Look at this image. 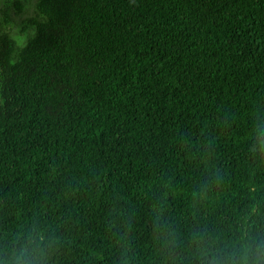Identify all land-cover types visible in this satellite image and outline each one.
<instances>
[{
	"label": "trees",
	"instance_id": "trees-1",
	"mask_svg": "<svg viewBox=\"0 0 264 264\" xmlns=\"http://www.w3.org/2000/svg\"><path fill=\"white\" fill-rule=\"evenodd\" d=\"M25 1L0 4V264H264V0Z\"/></svg>",
	"mask_w": 264,
	"mask_h": 264
},
{
	"label": "rangeland",
	"instance_id": "rangeland-1",
	"mask_svg": "<svg viewBox=\"0 0 264 264\" xmlns=\"http://www.w3.org/2000/svg\"><path fill=\"white\" fill-rule=\"evenodd\" d=\"M3 0H0V4L2 3ZM35 0H27L25 1V7L28 8V12H32L33 11V4H34ZM12 8H14V6H12L9 10H11Z\"/></svg>",
	"mask_w": 264,
	"mask_h": 264
}]
</instances>
